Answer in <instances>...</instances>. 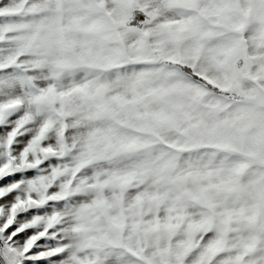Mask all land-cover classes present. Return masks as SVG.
I'll list each match as a JSON object with an SVG mask.
<instances>
[{
	"label": "rangeland",
	"instance_id": "rangeland-1",
	"mask_svg": "<svg viewBox=\"0 0 264 264\" xmlns=\"http://www.w3.org/2000/svg\"><path fill=\"white\" fill-rule=\"evenodd\" d=\"M9 111L60 264H264V0H0Z\"/></svg>",
	"mask_w": 264,
	"mask_h": 264
},
{
	"label": "snow or ice",
	"instance_id": "snow-or-ice-1",
	"mask_svg": "<svg viewBox=\"0 0 264 264\" xmlns=\"http://www.w3.org/2000/svg\"><path fill=\"white\" fill-rule=\"evenodd\" d=\"M13 115L11 111L0 113V233L20 243L25 249L23 259L29 264H60L63 255L53 246L51 217L45 215L51 211L50 199L41 197L28 179L36 176L40 165L46 166L40 157L51 149L43 147L42 142L36 147L40 137L29 139L19 121L10 125L9 117ZM5 261L23 264L15 254L5 253Z\"/></svg>",
	"mask_w": 264,
	"mask_h": 264
},
{
	"label": "trees",
	"instance_id": "trees-1",
	"mask_svg": "<svg viewBox=\"0 0 264 264\" xmlns=\"http://www.w3.org/2000/svg\"><path fill=\"white\" fill-rule=\"evenodd\" d=\"M137 16H138V13L134 12V20L136 19ZM166 64L176 68L178 71L183 73L185 76H187L191 80L195 81L199 85H202L204 88H206L210 93H212L214 95H220V96H225L226 95L231 100H234V101H240L241 100V101H244V102H248V100L246 98H242L239 95L223 93L222 90H220L219 88L213 86L206 79H204V78L198 76L197 74H195L193 72V70L190 67H188V66H185V65H182L180 63H177V62H174V61H170V60L167 61ZM258 101H259L258 99H254L252 102H258Z\"/></svg>",
	"mask_w": 264,
	"mask_h": 264
},
{
	"label": "crops",
	"instance_id": "crops-1",
	"mask_svg": "<svg viewBox=\"0 0 264 264\" xmlns=\"http://www.w3.org/2000/svg\"><path fill=\"white\" fill-rule=\"evenodd\" d=\"M205 0H201V2L203 3ZM113 11V10H112ZM134 12L138 13V16L136 17V19L134 20ZM145 16L143 15V13L138 10V9H134L129 11L127 18L125 20V22L128 24L131 23L132 20H134L136 22V28L140 29L143 26V21H144Z\"/></svg>",
	"mask_w": 264,
	"mask_h": 264
},
{
	"label": "bare ground",
	"instance_id": "bare-ground-1",
	"mask_svg": "<svg viewBox=\"0 0 264 264\" xmlns=\"http://www.w3.org/2000/svg\"><path fill=\"white\" fill-rule=\"evenodd\" d=\"M83 248V247H82Z\"/></svg>",
	"mask_w": 264,
	"mask_h": 264
}]
</instances>
